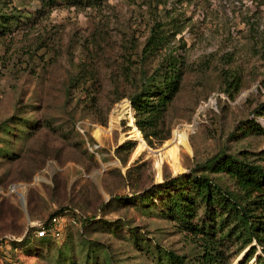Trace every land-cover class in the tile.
I'll use <instances>...</instances> for the list:
<instances>
[{
  "label": "rangeland",
  "instance_id": "obj_1",
  "mask_svg": "<svg viewBox=\"0 0 264 264\" xmlns=\"http://www.w3.org/2000/svg\"><path fill=\"white\" fill-rule=\"evenodd\" d=\"M173 69L177 90L143 123L146 141L130 98ZM216 153L264 166V0H0V264H58L68 243L75 264L88 243L94 264H175L168 252L264 264L254 240L248 260L232 219L195 229L224 216L216 202L196 200L183 223L165 190L138 199L182 169L239 196L230 176L203 169ZM60 207L96 223L49 246L13 244Z\"/></svg>",
  "mask_w": 264,
  "mask_h": 264
},
{
  "label": "trees",
  "instance_id": "obj_2",
  "mask_svg": "<svg viewBox=\"0 0 264 264\" xmlns=\"http://www.w3.org/2000/svg\"><path fill=\"white\" fill-rule=\"evenodd\" d=\"M67 1L77 3L94 2L96 0ZM178 78L179 74L176 69H173L162 77V80L157 84L159 86L155 84L153 85L154 90L151 88L147 89L144 85L143 89H147L146 91L148 92L142 91L130 98L136 113L135 124L146 141H149V135L146 133L143 123H151V120L154 121L158 119V116L162 114L177 90ZM124 109L127 114L133 112V109L129 104H126ZM143 114L146 115V118L141 117ZM249 123L250 129L263 131V128L254 120H251ZM88 139L91 140L92 138L88 135ZM94 152L95 150L92 151V153ZM203 169H208L211 173L227 174L233 179L234 184L242 194L239 193V196H236L232 192L227 191L221 184L214 182L212 177L205 174L198 175L192 171L183 172L184 169H182L173 173L175 176L170 179L154 184L152 189L141 194L138 199H140V203L144 206H150L154 201L153 198L161 192L160 189L165 190L167 199H169L167 211L170 214L172 213L171 215H173V217L181 219L183 223L186 221L185 219L187 216H190L192 212H194L192 207L196 200L204 201L207 205L216 202V204L222 207V213H225L224 216H222L221 213H218V216L220 217L219 220H208L206 224L204 222L202 224H197L199 226L196 225L195 229L200 230V227H202L201 230L205 228L214 231L217 225L220 226L219 228L222 227L224 220L232 219V227L240 229L241 234H244L247 237L248 245L254 240L256 245L264 248V166L257 164L254 161H248L246 159L240 160L231 154L216 153L206 160ZM182 183H187L189 188L182 187ZM238 197L240 201L242 200L241 202L243 204L238 201ZM228 206L229 208H227ZM64 209H66V207H60L53 213L49 214L43 222L47 223L54 215L63 214ZM217 220L218 222L213 226L210 224ZM95 223L96 222H93L92 218L86 216L77 218L76 224L70 223L64 227L61 241L60 239L56 240L49 237H37L35 234L37 227L31 226L28 229L31 233H27L21 241L13 240V244L25 246L24 243L29 242V244L31 243L32 245L40 244L41 246H49L52 245V242L59 243L63 241L68 225H84L86 228L87 226L95 225ZM96 227L97 226H94V228ZM132 235L136 240V234ZM96 251L98 250L88 243L84 260L85 264H94L97 261ZM249 252L251 255L248 256V260L255 253L254 245L249 246L248 253ZM72 254V245L68 243L63 249L57 250V263L75 264L72 259ZM34 256L38 255L34 254ZM166 259L171 263L186 264L183 256L176 255L173 252H168L166 254ZM205 259L213 264H225L224 262H219L211 255Z\"/></svg>",
  "mask_w": 264,
  "mask_h": 264
},
{
  "label": "built area",
  "instance_id": "obj_3",
  "mask_svg": "<svg viewBox=\"0 0 264 264\" xmlns=\"http://www.w3.org/2000/svg\"><path fill=\"white\" fill-rule=\"evenodd\" d=\"M77 129L83 133L82 129L77 126ZM93 147H97L95 144ZM93 147H89L91 151H93ZM70 210L64 209V213L60 215H54L52 216L47 223L40 222L37 224V230L35 231V234L37 237H50L52 239L59 240L62 238L64 227L67 223L76 224L77 218L83 217L80 212L77 210H74L72 212H69Z\"/></svg>",
  "mask_w": 264,
  "mask_h": 264
}]
</instances>
